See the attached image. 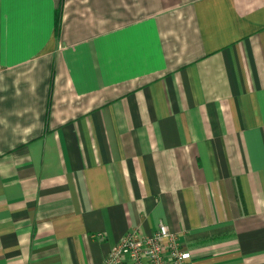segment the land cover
<instances>
[{"label": "crops", "instance_id": "0c3cea01", "mask_svg": "<svg viewBox=\"0 0 264 264\" xmlns=\"http://www.w3.org/2000/svg\"><path fill=\"white\" fill-rule=\"evenodd\" d=\"M160 222L264 264V0H0V264Z\"/></svg>", "mask_w": 264, "mask_h": 264}, {"label": "built area", "instance_id": "2783aa9c", "mask_svg": "<svg viewBox=\"0 0 264 264\" xmlns=\"http://www.w3.org/2000/svg\"><path fill=\"white\" fill-rule=\"evenodd\" d=\"M99 236H101L99 234ZM100 264H191L190 254L177 235L163 223L152 234L136 231L124 234L106 253Z\"/></svg>", "mask_w": 264, "mask_h": 264}, {"label": "trees", "instance_id": "16d2710c", "mask_svg": "<svg viewBox=\"0 0 264 264\" xmlns=\"http://www.w3.org/2000/svg\"><path fill=\"white\" fill-rule=\"evenodd\" d=\"M59 25V11L56 12V17H55V29L57 30Z\"/></svg>", "mask_w": 264, "mask_h": 264}]
</instances>
